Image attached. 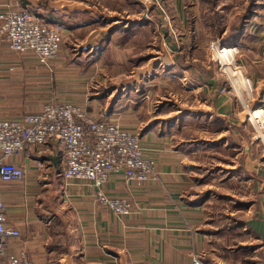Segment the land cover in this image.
Masks as SVG:
<instances>
[{"label":"crops","instance_id":"crops-1","mask_svg":"<svg viewBox=\"0 0 264 264\" xmlns=\"http://www.w3.org/2000/svg\"><path fill=\"white\" fill-rule=\"evenodd\" d=\"M100 1L0 0V12L6 9H34L36 14L61 33L60 49L63 36L74 37V43L81 46L77 60L84 56L88 57L86 62H89L94 61L93 56L98 51L101 53L106 48V53H109V47H113L120 37L114 31L109 32L114 25L113 20L110 21L114 13L111 0ZM166 27H169L168 31L172 28L165 26L166 31ZM225 31L223 29L220 34L222 37ZM173 40L172 37L162 41L159 51L163 52L162 47L167 48L166 45L171 46L172 51H177L179 47ZM144 41L143 38L142 43ZM143 46L141 49L145 48ZM262 52L261 60L257 62L261 63V74L264 75V50ZM103 55L106 54L103 52ZM26 57L32 61H26ZM169 59L173 61L170 56ZM59 61L61 58L55 63L51 62L49 69H46L37 62L34 54L15 53L9 49L6 41L0 39V120H18L26 114L38 113L51 101L74 103L93 119L117 122L123 130L138 133L144 156L154 162L153 173L158 180L136 184L126 182L121 173L108 176L102 186L104 194L130 200L134 204L133 214L116 216L97 203L94 188L88 181L64 180L60 176L63 153L56 142L49 141L43 146L33 147L28 155L21 154L16 158L24 172L23 180L1 184L6 206L5 223L20 233L18 237L8 240L7 254L19 255L25 251L30 264H192L197 254L207 249L209 239L203 230L207 220L206 203L197 201L190 189L195 177L205 171L202 164L209 159L208 152L215 147L227 149L229 145L233 151V157L228 158L232 159L228 162L230 164H227L226 157L218 153L216 163L232 170L217 168V172L231 171L232 177L237 179L235 181L247 185L251 194H257L259 202L251 203L247 208L249 211L254 206L258 216L248 219L246 224L258 239L264 241V172L259 179L257 156L252 151L250 141L241 151L238 147H241L243 137L235 135L234 140L227 134L231 132L234 135L239 127L235 125L237 120H231L233 125L230 131L224 127L227 118L236 115L235 106L228 97L218 95L210 100L204 96V112L193 107L192 103L176 106L179 114L171 123L173 126L180 121L183 126L191 121L190 129L203 127L200 129L202 138L206 131L210 132L207 138L197 140L186 136L185 128H170L157 114L151 117L149 110L141 115L139 102L127 97L123 90L118 94L119 98H115L117 92L113 89L96 92L90 97L83 88H79V94L73 97L56 91L50 95L48 71L57 68ZM186 72H181L185 74L182 79H187ZM193 75L195 85L190 83V95L195 98L200 93L209 96V89L215 85L214 78L204 74ZM249 75L263 87L264 76ZM144 77L145 74H142L141 80ZM233 82L239 86L238 90L243 89L238 81ZM40 89L42 92H37ZM243 95L244 91L240 96ZM184 107L200 112L182 116L180 109ZM253 112L249 113L250 118ZM250 118L249 122L252 121ZM239 130L241 132V128ZM168 132L172 134L171 142L168 141ZM178 135L181 137L178 138ZM240 158L244 160L243 164L239 162ZM37 162L42 163V168L36 166ZM41 193L45 195L43 200ZM261 251L264 253V246Z\"/></svg>","mask_w":264,"mask_h":264},{"label":"rangeland","instance_id":"rangeland-1","mask_svg":"<svg viewBox=\"0 0 264 264\" xmlns=\"http://www.w3.org/2000/svg\"><path fill=\"white\" fill-rule=\"evenodd\" d=\"M210 1H215L212 9H210L211 5L208 0H111L110 4L115 10L110 16L113 18L110 21L113 20L112 22L117 25L120 22L124 23L125 28H127L126 24H129L128 27L131 30L127 28L128 36L126 35L122 42L120 38L116 39L117 43L109 47V53H106V48L101 53L98 51L97 55L93 56L94 61L89 62H86L88 57L84 56L78 61L81 46L74 43V37L63 36L60 54L57 58L58 60L61 58L60 65L53 71H48L49 94H54L56 91L73 97L79 94V88H83L90 97L96 92H109L113 89L117 92L115 98H119L123 90L127 97L136 103L139 102L141 115L149 110L151 117L157 114L170 128L175 127L179 130L185 128V135L195 137L197 140L207 138L206 135L210 132L206 131V135L204 134L202 138L200 129L203 127L195 126L196 129H190L193 124L191 121L187 122L188 126L184 125L185 127L182 121L173 126L171 123L176 114H179L176 112V106L192 103L193 107L206 111L202 106L204 96L212 100L218 95H224L233 102L236 109V115H230L226 123H223L224 127L230 131L233 125L231 120H237L238 123L235 125H239L238 131L241 128V132L236 131L234 135L226 132L234 140L236 136L243 137L241 139L243 142H240L241 147H238L241 151L245 150L249 145L248 140L250 141L252 151L257 156L260 171L258 178L260 179L264 172V142L258 139L257 129L248 121V117L250 112L258 108L264 110L262 107L264 85L262 87L261 83L258 85L249 78V73L264 76L261 74V63L257 62L264 50L262 41L264 39V0H257V4L261 5L255 8L257 14L246 21L242 32L229 44L236 46L238 51L232 55L231 59L228 58L227 62L216 58L211 44H216V41L220 40L222 37L220 34L223 32L220 33L221 29L228 30L229 26L237 21L236 18L246 9L249 0ZM100 2L103 3L102 0ZM158 6H162L168 22L163 20L162 23L163 16ZM30 10L35 13L34 9ZM143 20L147 22L148 31L146 32L134 28L138 24L136 22ZM130 23H133V27ZM169 25L172 27L171 30L168 31L169 27L166 29L170 34L164 29ZM119 30L116 31L121 33ZM142 34L145 39L143 43V38L140 39ZM172 37L179 49L172 51L171 46L166 45L167 48L162 47L163 52L159 51L162 41ZM219 43L223 48L227 47L221 45V41ZM143 44L145 48L141 49L144 47ZM103 52L106 55H103ZM145 56H148L147 60L137 62L136 58ZM29 58L26 57L25 60L32 61ZM222 64L224 67L221 66ZM46 69L49 68L46 67ZM183 70L187 71V79H182L185 75L181 73ZM191 71H194L193 74H204L208 78H214L215 85L209 89V96L200 93L195 98L190 95L192 94L189 89L191 88L190 83L195 85ZM142 74H145L143 80H141ZM233 80L238 81L243 87V96L239 95L237 89L239 86ZM134 86L137 87L136 90L133 89ZM129 91L130 95H128ZM37 92H42V90ZM180 110L181 115H188L191 112L199 114L200 112L197 109H186L185 107ZM209 111L212 112L211 109ZM223 124L221 123V126ZM170 128L167 130H171ZM169 132L167 133L168 141L171 142L170 135L172 134ZM227 136L229 138V135ZM179 137L181 136L178 135ZM219 148L215 147L208 152L210 157L202 164L205 171L200 170L203 172L200 176L196 175L190 189V193L196 200L200 199L199 196L203 197L209 193L203 201L206 203L205 218L207 219L203 224V230L207 232L209 245L202 253L197 254V259L203 264H264V253L261 251L264 241L258 239L244 226L237 224L239 221L247 222L248 219L258 216L256 210L253 209L254 206L248 211V208H243V205L238 204L241 202L248 204L250 201L259 202V199H257V194L250 193L247 185L237 184L235 181L237 179L232 177L231 171L217 172V168L225 171L232 170L230 167L216 163L218 154H221L222 157L227 158V164H230L228 162L232 159L228 158L233 155L230 145L227 149ZM260 156L263 157L262 160H258ZM150 161L153 163L154 172V162ZM239 162L243 164L244 160L240 158ZM152 177L158 180L155 173ZM40 198L42 200L45 198L44 193L40 194Z\"/></svg>","mask_w":264,"mask_h":264},{"label":"built area","instance_id":"built-area-1","mask_svg":"<svg viewBox=\"0 0 264 264\" xmlns=\"http://www.w3.org/2000/svg\"><path fill=\"white\" fill-rule=\"evenodd\" d=\"M158 7L162 20L168 22L162 6ZM0 39L15 53L34 54L37 62L47 68L57 60L60 52L61 33L26 8L0 12ZM211 45L216 58L221 61L231 59L238 51L234 46L232 54L220 57L224 48L219 41ZM262 111V115L250 123L256 127L258 139L264 142ZM49 141L56 142L63 153L60 176L64 180L88 181L94 188L97 203L116 216L133 214L134 204L104 194L102 186L108 176L121 173L126 182L136 184L157 181L152 177L153 163L144 156L138 133L123 130L117 122L93 119L74 103L51 101L38 113L26 114L18 120H0V264H30L25 251L19 255L6 252L8 240L20 233L5 223L6 206L1 184L22 181L24 172L16 158L21 154L28 155L31 148ZM36 166L42 168V163L37 162ZM192 264L203 263L195 258Z\"/></svg>","mask_w":264,"mask_h":264},{"label":"trees","instance_id":"trees-1","mask_svg":"<svg viewBox=\"0 0 264 264\" xmlns=\"http://www.w3.org/2000/svg\"><path fill=\"white\" fill-rule=\"evenodd\" d=\"M209 3H210V9L214 8V4H215V1H210L208 0ZM257 7H261V5L257 4V0H249V4L248 6L246 7V9L242 12V14H240L233 24H231L228 28V30L225 31V35L224 37H222L221 39V45L223 46H228L230 43H232L234 41V39L238 36L239 32L243 29V25L246 23V21H248L255 13V8ZM115 10V9H114ZM46 21V19H45ZM47 22V21H46ZM48 23V22H47ZM116 23H118V20H116ZM138 24L135 25L134 28H142L141 30H144L143 32H146L148 31L147 27H146V21H140V22H136ZM239 23L241 24V27H239ZM50 25V23H48ZM131 24V27H133V23H130ZM51 26V25H50ZM129 24L127 25L126 24V27L128 28V30H131L129 29ZM127 28H125V25L124 23H121L120 24H114L112 27L109 28V32L111 31H114V33H118L120 37V41L122 42V40L126 37V35L128 36V30ZM117 29H120L119 31L120 32H117L116 30ZM127 31V32H126ZM223 31V29L220 30V33ZM148 59V56L146 57H142V58H136L137 62H140V61H145ZM237 184H239L237 182ZM209 193H206V195H204L203 197L202 196H199L200 199H197V201H204L206 196L208 195ZM252 202L250 201L248 204L247 203H244V202H241L240 204L238 205H243L244 207L243 208H247ZM57 222L59 224H61L60 220H57ZM237 224H239L240 226H244L245 229L249 230L250 229L248 228L247 224H246V221H239ZM60 233H66L65 230H59ZM244 248V247H243Z\"/></svg>","mask_w":264,"mask_h":264},{"label":"bare ground","instance_id":"bare-ground-1","mask_svg":"<svg viewBox=\"0 0 264 264\" xmlns=\"http://www.w3.org/2000/svg\"><path fill=\"white\" fill-rule=\"evenodd\" d=\"M235 49H233V47H229V46H227V47H225L224 49H223V51H222V53H220V57H226V56H228V55H230V54H232V52L234 51ZM239 92H240V95H242L243 94V89H239L238 90ZM262 115V110L259 108V109H257L256 111H254L252 114H251V120L252 121H254V120H256L257 118H259L260 116Z\"/></svg>","mask_w":264,"mask_h":264}]
</instances>
